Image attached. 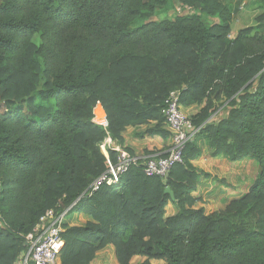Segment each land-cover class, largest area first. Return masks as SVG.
Returning <instances> with one entry per match:
<instances>
[{
    "label": "trees",
    "instance_id": "trees-1",
    "mask_svg": "<svg viewBox=\"0 0 264 264\" xmlns=\"http://www.w3.org/2000/svg\"><path fill=\"white\" fill-rule=\"evenodd\" d=\"M172 1L218 21L209 25L198 13L144 21ZM256 9L264 21V0ZM232 18L218 0H0V94L7 101L0 113V264H14L26 250L24 236L46 210L73 202L67 216L82 213L88 221L63 224L59 264H90L108 244L118 264H130L133 255L167 264H264V209H254L264 202V33L248 26L231 38ZM34 35L38 61L29 59ZM41 74L42 102L34 105ZM103 81L109 82L100 96L105 128L79 114ZM174 89L183 107L205 102L190 116L199 130L183 162L165 178L133 166L118 185L81 197L91 179L81 176L79 161L98 159L95 178L104 169L97 143L107 135L122 142L126 127L154 122L138 135L169 136L161 109ZM238 90L214 118L212 99ZM199 138L213 156L257 163L244 196L251 206L234 200L208 215L193 208L202 175L191 164L200 155ZM169 202L176 212L165 217ZM251 214L254 220L245 221Z\"/></svg>",
    "mask_w": 264,
    "mask_h": 264
},
{
    "label": "rangeland",
    "instance_id": "rangeland-1",
    "mask_svg": "<svg viewBox=\"0 0 264 264\" xmlns=\"http://www.w3.org/2000/svg\"><path fill=\"white\" fill-rule=\"evenodd\" d=\"M219 3L221 5H225V6H229L230 10L232 11L233 14V18H232V31H238L239 28H246V27H252L253 28V32L258 31L259 33L263 34L264 33V21L263 20H257V13L258 10L256 9V3L258 4L259 2H262L263 0H218ZM178 1H172L169 2L167 5L164 6H156L154 7L151 11H149L145 17L146 20L144 21H148V20H163V19H174L176 17H182V15H178L176 10H175V4ZM194 13H198L201 15L202 19L207 22V24L209 25H213L214 23H216L218 20L216 19V16H207L204 14V12H202L199 8H195L192 6V10L191 13L189 15H192ZM187 15V16H189ZM237 27V28H236ZM236 31V32H237ZM39 43V36L38 35H34L32 38V49L29 53V59H35L38 61L37 57H34L33 55V50L36 48V46ZM44 75L41 74V78H40V82L38 84L37 89L35 90L34 94H33V99H34V105H39L42 102V98H41V92L44 90ZM108 81H103L100 85H97L89 94L88 96V101L86 104V107H81L79 114L81 116L80 120L84 121V120H89L93 118V110L96 108V106L98 104L101 105L100 103V96L102 95L103 91L102 87H104L106 84H108ZM243 88H241V90H243ZM241 90L237 91L235 93L234 96L232 97H228V95L226 93L221 94V96L219 98H214L212 99V101L215 103L214 106V113L212 115L215 114V117L218 118L220 116V114L222 113V111L225 108V105H230L231 104V100L233 97H236L237 94L239 92H241ZM5 97H3L0 94V113H3L4 111H6V103L7 101L4 99ZM17 106H20L23 108L24 111H26V106L24 104V102H20L18 104H16ZM205 105V102L201 103V104H197L196 109H198V111ZM163 109V107H162ZM162 109H161V114H162ZM182 110L183 112H185L187 115L188 113L186 112V110L184 109V107L182 106ZM197 111V112H198ZM163 116V115H162ZM190 116V115H189ZM154 124V122H150L149 124H142L141 126H137V130L138 132L136 134H142L147 128H149V126H152ZM163 125L167 130V126L165 124V122L163 121ZM103 141V140H102ZM102 141H99L97 143V147L100 150V154H103L102 150H101V144ZM198 144V146L201 147H207L206 149L209 150L210 154L212 155V149L209 148L208 145V141L204 140L202 138H199V140L196 142ZM152 153H159L156 151H151V152H146L144 153V155H148V154H152ZM104 156V155H103ZM200 156V155H199ZM198 156V157H199ZM93 161L91 164H88V161H86L85 159H81L79 161V166H80V173L82 177H86L88 178L90 181L93 180L94 177H92L93 175V171L94 168L96 166V164L99 162L98 159L95 158V156L92 157ZM242 163H238L237 165V161H234L233 164L237 165V166H233L231 167L230 174H232V178H231V182H225L222 185V192L216 194V189H214V187H218L217 185V177H214L212 179V189H210V191L208 190L207 192L205 191V193H200L199 195H196V202L194 204V207L196 206V208H202L204 210V213L206 215L211 214V213H217L219 211H222L230 202L234 201V200H240V199H244L245 204H247L248 206H251L253 204V202L250 199L244 198V196H246V194L248 193L250 186L253 184V182L256 179V176L258 174V167L257 169L254 168V166H257V163L251 159L250 157H244L242 159ZM253 160L254 163H252ZM240 161V160H238ZM232 162V161H231ZM254 164V166H253ZM238 171H240L241 175L245 176V180L241 183H239L238 178H239V173ZM201 172V171H200ZM202 175H206L205 173L201 172ZM92 175V176H91ZM199 196V197H197ZM202 206V207H201ZM254 209L257 210H263L264 209V202H261L260 205L254 207ZM166 208H165V212H166ZM255 211V212H256ZM258 213V212H256ZM175 214V213H174ZM173 214V215H174ZM172 216V215H171ZM254 217L253 215H249V217H247V219H245V221H253ZM88 221V217L83 215L82 213H72V214H68V216L65 219V224L66 225H84L86 222ZM23 256V252L20 253L17 258L14 261V264H18L19 261L22 259ZM130 264H144V263H149V264H167V262L163 259H154V258H147L146 256H142V255H133L130 258L129 261ZM90 264H118L117 259H116V255H115V249L114 246L112 244H108L104 247H102L101 249H99L92 261L90 262Z\"/></svg>",
    "mask_w": 264,
    "mask_h": 264
},
{
    "label": "built area",
    "instance_id": "built-area-1",
    "mask_svg": "<svg viewBox=\"0 0 264 264\" xmlns=\"http://www.w3.org/2000/svg\"><path fill=\"white\" fill-rule=\"evenodd\" d=\"M175 10L178 15L187 16L191 13L192 6L177 2ZM180 93V89L171 90L162 109L164 122L171 139L168 150L164 153H152L139 157L124 147L114 145V140L107 135L101 144L104 169L90 182L81 197L91 196L102 186L118 185L129 168L133 166L140 167L147 177L165 178L174 165L183 162V150L186 144L195 137L199 127H195L191 117L183 112ZM98 107L102 111V118L97 117L95 113ZM96 108L93 110L92 122L105 128L107 121L102 106L98 104ZM212 116L215 118V114ZM110 150L115 153L114 157L109 154ZM1 191L0 181V193ZM70 207L62 211L48 209L39 216L32 230L24 236L26 250L18 264H59V256L64 244L63 224ZM0 227H5L1 217Z\"/></svg>",
    "mask_w": 264,
    "mask_h": 264
},
{
    "label": "crops",
    "instance_id": "crops-1",
    "mask_svg": "<svg viewBox=\"0 0 264 264\" xmlns=\"http://www.w3.org/2000/svg\"><path fill=\"white\" fill-rule=\"evenodd\" d=\"M259 13H257V15L260 14V10L257 9ZM232 21L230 23V28H231V33L229 35V37H233L236 34V31H232ZM237 28V27H236ZM241 29V28H239ZM238 29V30H239ZM196 105H190L187 107H184V109L186 110V112L188 113V115L193 116L197 113L198 109H196ZM138 127H131L128 126L126 127L122 132H121V136H122V142L116 141L114 140V145L117 146H121L126 148L127 150H129L132 154H135L137 156H143L144 153H148L151 151H156L159 153H164L165 151L168 150L169 146L171 145V139H170V135L167 136L166 138H162L160 136H147V135H142V137H140L138 134H136L138 132L137 130ZM199 140V139H198ZM200 148V156L191 160V164L199 171L207 174L206 175H201L199 177V180L197 182L196 188L195 190L191 193V196L195 199L196 195H199L200 193H205V191L207 192L208 190L210 191V189H212V179L214 177H217L218 181H217V185L218 187H214V189H216V194L221 193L222 192V184L225 182H231V178L233 177L232 174H230L231 172L230 169L233 166H237L238 163H242L243 160L237 161V165L233 164V162L227 160L224 156L222 155H216L213 156L210 154L209 150H207V147H201ZM253 162V160H250ZM233 165V166H232ZM240 166V165H238ZM254 166V164H253ZM255 169H257V166H254ZM238 173L240 174V171H238ZM245 180V176L244 175H239L238 181L241 185V183ZM214 184V182H213ZM201 195V194H200ZM199 197V196H197ZM200 198V197H199ZM202 207V206H201ZM166 212H165V217L167 216H171L173 215L176 210H175V206L169 202L166 205ZM193 208H196L193 207Z\"/></svg>",
    "mask_w": 264,
    "mask_h": 264
},
{
    "label": "bare ground",
    "instance_id": "bare-ground-1",
    "mask_svg": "<svg viewBox=\"0 0 264 264\" xmlns=\"http://www.w3.org/2000/svg\"><path fill=\"white\" fill-rule=\"evenodd\" d=\"M95 113H96L97 117L102 118V111L100 110L99 107L95 109Z\"/></svg>",
    "mask_w": 264,
    "mask_h": 264
},
{
    "label": "water",
    "instance_id": "water-1",
    "mask_svg": "<svg viewBox=\"0 0 264 264\" xmlns=\"http://www.w3.org/2000/svg\"><path fill=\"white\" fill-rule=\"evenodd\" d=\"M165 192L170 195L171 199L173 198V193L169 188H165ZM24 246H26V243H24Z\"/></svg>",
    "mask_w": 264,
    "mask_h": 264
}]
</instances>
